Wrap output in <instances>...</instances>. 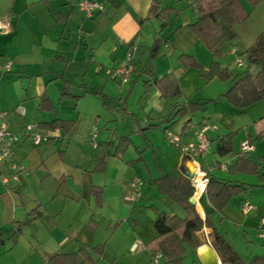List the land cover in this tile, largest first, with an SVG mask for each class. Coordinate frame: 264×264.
I'll list each match as a JSON object with an SVG mask.
<instances>
[{
    "label": "crops",
    "instance_id": "obj_1",
    "mask_svg": "<svg viewBox=\"0 0 264 264\" xmlns=\"http://www.w3.org/2000/svg\"><path fill=\"white\" fill-rule=\"evenodd\" d=\"M98 1L104 4L105 11L86 17L78 0H0V21L10 23L8 28L0 29V112L7 113L8 127L14 133L32 125L49 135L47 142L37 146L22 139L14 155L0 163V232L4 240L0 264H46L47 254L77 252L81 247L103 244L106 249L102 254L91 253L94 263L80 255L77 264H153L151 256L157 250L150 251L145 244L155 235L157 214L166 211L184 216L178 204L158 189L154 191L153 180L163 174L194 178L211 166V174L217 177L252 185L245 194L231 197L219 212L205 192L192 195L197 212L202 218L210 217L226 239L231 229L257 230L264 217V204L249 203L264 190V182L257 175L228 173V167L241 153V141L248 140L249 134L254 136L252 123L264 115V99L247 108L235 107L222 96L229 81L216 77L205 81L198 69L182 66L181 53L192 55L204 68L213 61L212 52L188 28L195 14L186 6L193 0H158L161 6L179 11L176 17L170 16L164 29L157 18H146L153 0ZM241 2L246 12L254 14L236 27L237 36L219 59L232 75L243 68L234 63L238 54L264 28V0H259L255 9L245 0ZM156 40L158 52L150 58ZM131 45L137 47L133 55L135 70L123 83L109 77L106 69L121 63ZM146 64L153 69L143 73ZM169 73L179 80L182 97L178 100L162 98L152 85L157 77ZM43 95L50 102L46 107L52 108L40 106ZM90 95L101 97V103L91 107L95 111L86 112V118L97 125V145L111 144L105 149L108 157L102 170L98 169L97 146L84 147L90 142L92 124L84 132L78 130L84 110L78 109L75 117H66L60 109L65 100L74 102L77 109L82 98L88 106L86 97ZM131 95L138 96L133 109L128 103ZM111 98L115 100L113 104L106 101ZM176 101L207 104L169 123V106ZM19 107L23 115L16 111ZM56 118L72 121L73 126L67 131L38 126ZM203 121L214 126L208 132L211 149L204 158L194 161L173 146L166 134L179 136L183 143L193 141L196 127ZM230 132H235L233 152L219 157L216 139ZM120 135L128 137L130 145L123 154L111 156ZM262 142L264 139L252 142L250 159L258 161L264 155ZM257 151L253 157L251 152ZM4 177L8 183L3 182ZM135 178L142 181L138 197L126 201L124 196ZM94 187L101 191L100 204L92 192ZM245 203L251 206L248 212L242 210ZM30 211L36 213L32 216ZM136 211L143 217H133ZM129 217L134 228L122 229L120 221ZM28 219L31 221L14 236L15 222ZM209 232L210 228L203 227L202 244L187 246L181 264H222L209 243ZM134 240H139L142 248L132 253L129 247Z\"/></svg>",
    "mask_w": 264,
    "mask_h": 264
},
{
    "label": "trees",
    "instance_id": "obj_2",
    "mask_svg": "<svg viewBox=\"0 0 264 264\" xmlns=\"http://www.w3.org/2000/svg\"><path fill=\"white\" fill-rule=\"evenodd\" d=\"M251 4L253 8L258 6L259 0H245ZM192 9L195 18L188 24L189 30L198 38L208 50L213 54V61L208 68H204L198 61L189 54L181 53L179 55L180 63L184 68L193 67L199 70L200 76L209 81L218 78L222 81H229V86L222 95L231 105L238 108H247L250 105L264 99V28H262L252 42L244 51L238 54L243 58L244 67L236 74H231L228 67L222 66L219 58L223 55L225 49L230 45V41L237 36L236 27L245 23L251 16L246 12L241 0H193L186 8ZM178 10L170 6H161L158 0H153L148 8L146 18H157L162 29L166 28L170 21V16L176 17ZM154 46H159L158 40ZM156 52L153 48L149 52V57H155ZM255 66L253 72L250 68ZM153 67L146 64L143 67V73L151 72ZM144 84H150L145 81ZM179 80L173 74H165L157 77L152 83L160 92V96L164 99H176L182 97V93L178 87ZM49 104V99L45 95L41 97L40 106L43 108ZM207 101L201 103L176 101L169 106L170 114L166 121L172 123L177 118L187 114L197 112L202 109ZM43 129L69 130L73 126L72 121H65L56 118L50 122L38 123ZM254 136L248 135V142L252 144L254 141L264 139V115L253 121L252 123ZM235 132H230L216 139L215 152L219 157H225L233 152L232 139ZM110 143H100L97 145L98 169L105 167L108 154L105 149ZM130 141L128 137L120 135L118 144L111 156L123 154ZM264 165V155L260 156L258 161L250 159L248 152L238 153L235 162L228 167V173L235 175L238 173L247 175H257L261 182H264V173L262 166ZM158 191L165 194L178 204L184 211V216L161 211L157 214L153 227L155 235L145 244L150 250L160 251L164 260L169 264H181L186 247H197L202 244L200 234L203 227L210 228L207 234L210 245L218 254L222 264H264V254L258 255L245 261L230 244L222 232L213 224L210 217L202 218L197 212L195 204L189 199L194 193V185L192 180L185 175L176 176L163 174L153 180ZM252 185L244 183H236L230 180L217 177L214 174L208 175V183L205 189V195L209 203L215 208L216 212L226 206L231 197L245 194ZM92 192L97 197V203H101V191L98 187H94ZM32 216L36 211L29 212ZM31 219L23 222H15L14 236L21 233L22 226L27 225ZM4 240L0 232V246ZM106 249V245H97L93 247H81L77 252H54L47 254L46 264H77L80 255L85 257L89 262L94 263L95 259L91 253L97 256L102 254Z\"/></svg>",
    "mask_w": 264,
    "mask_h": 264
},
{
    "label": "built area",
    "instance_id": "obj_3",
    "mask_svg": "<svg viewBox=\"0 0 264 264\" xmlns=\"http://www.w3.org/2000/svg\"><path fill=\"white\" fill-rule=\"evenodd\" d=\"M77 4L86 17H93L94 15L105 11L104 4L98 0H78ZM9 25V20L0 21V29L2 30L8 28ZM136 50L137 47L135 45H131L121 63L114 68L106 69L107 75L111 78H119L123 83L128 82L131 74L135 70L133 55ZM234 63L238 67H244V62L239 57L235 59ZM16 111L20 115L24 114L23 109L20 107L17 108ZM6 116L7 113L5 111L0 112V163H3L6 158H11L14 155L15 148L22 139L30 140L35 146L49 140V135L40 133L38 129L32 125L24 126L19 133L10 131ZM213 128L214 126L210 123L206 121L201 122L196 127L195 139L186 143H183L179 136L172 133H167L166 138L173 146L179 148L183 155L196 161L197 159L204 158L209 153L211 149V140L208 132ZM97 135L98 128L94 125L89 133V140L93 148L97 146ZM240 149L242 152H249L253 149V145L249 143L248 140H243L240 143ZM212 170L213 167L209 166L205 170H200L198 174L194 176L192 179V183L194 185V195L205 192L206 185L208 183V175L212 172ZM3 182L8 183V178L4 177ZM141 186L142 181L139 178L133 179L130 183V190L124 196V199L130 202L135 201L138 197ZM250 209L251 206L248 203H245L242 207L244 212H248ZM257 235L259 238L264 240V217H262L259 221ZM140 248H142L140 241L134 240L129 247V251L134 253ZM151 261L153 264H169L164 260L160 251H155L152 254Z\"/></svg>",
    "mask_w": 264,
    "mask_h": 264
},
{
    "label": "rangeland",
    "instance_id": "obj_4",
    "mask_svg": "<svg viewBox=\"0 0 264 264\" xmlns=\"http://www.w3.org/2000/svg\"><path fill=\"white\" fill-rule=\"evenodd\" d=\"M186 9L190 13H192V9H190L189 7H187ZM233 70H234V67H232V71ZM240 70H242V69L240 68ZM106 79H108V78L106 77ZM76 90L82 92L81 88H77ZM81 92H79V93H81ZM86 99L89 101L88 106H87V102H85L84 98H82L81 104H79V107L77 109H76L74 102H68L67 103L66 100L63 101L61 108H60L61 114H64V116H66V117H75L78 109L82 108V110H84V112L82 113L81 120H80V118L78 120V122H79L78 130L80 132H84L85 129L92 124L91 120L89 118H86V112L89 113V111L90 112L95 111V108L91 109V107L95 106V105L98 106V103H101V97H99V96L96 97L94 95H90V96H87ZM106 101L110 104H113L115 100L111 98V99H107ZM128 103H129V107H131L132 109H133V107L135 108L136 104L138 103V96L131 95V97L128 99ZM93 125L97 126L96 123L92 124L91 126H93ZM140 126H143V124H141ZM89 146H91L89 141L84 143L85 148L86 147L88 148ZM236 146H238V143H236L235 147ZM260 149L262 152L261 154H264V142H262ZM257 154H258V151L256 153L251 152V155L253 157H256ZM127 155L129 156V154H127ZM127 155H126V157H127ZM141 167H144V166L141 165ZM146 180H148V179H146ZM254 180L257 181V177H254ZM147 183L145 184L144 187H146V185L148 186ZM154 191H156V193H157V188L155 186H154ZM249 203H252V204L262 203V204H264V190L259 191L251 200H249ZM137 205H139V203H137ZM140 216H142V215H141V213H139V211H136L133 214V217H140ZM103 220L106 223V220L105 219H103ZM113 224L114 223H112V225ZM119 226L123 227L122 229L131 230L132 228H134L135 225L133 224L132 218L129 217L127 221H120ZM233 229H235V228H233ZM236 229H237V231H233L232 229L230 230V235H229L230 238H227V240L230 242V244L236 249V251L244 259L249 260L254 256L264 254V240L260 239L258 237L257 230L254 227L253 228L252 227L251 228H245V229H241V228H236ZM123 231H126V230H122V232Z\"/></svg>",
    "mask_w": 264,
    "mask_h": 264
},
{
    "label": "water",
    "instance_id": "obj_5",
    "mask_svg": "<svg viewBox=\"0 0 264 264\" xmlns=\"http://www.w3.org/2000/svg\"><path fill=\"white\" fill-rule=\"evenodd\" d=\"M153 51L156 52L157 51V46H154L153 48ZM255 69V66H253L252 68H250V72H253ZM189 178H193V176L191 175H188ZM189 201L192 203V204H195L196 203V200L194 197H190Z\"/></svg>",
    "mask_w": 264,
    "mask_h": 264
},
{
    "label": "bare ground",
    "instance_id": "obj_6",
    "mask_svg": "<svg viewBox=\"0 0 264 264\" xmlns=\"http://www.w3.org/2000/svg\"><path fill=\"white\" fill-rule=\"evenodd\" d=\"M199 193H197V195H198Z\"/></svg>",
    "mask_w": 264,
    "mask_h": 264
}]
</instances>
